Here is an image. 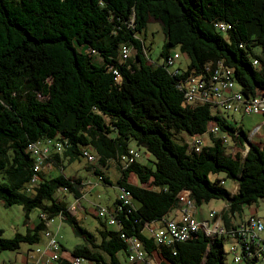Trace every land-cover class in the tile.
Wrapping results in <instances>:
<instances>
[{"label": "trees", "instance_id": "1", "mask_svg": "<svg viewBox=\"0 0 264 264\" xmlns=\"http://www.w3.org/2000/svg\"><path fill=\"white\" fill-rule=\"evenodd\" d=\"M152 21L165 38L161 62L151 61L141 37ZM175 50L187 56L186 69H171L169 59H180ZM219 66L232 71L234 90L246 100L264 93V0H0V202L21 206L27 221L39 211L38 224L25 234L7 239L0 229V253L40 245L47 221L59 219L85 241L72 256L88 264H124L131 238L143 244L148 261L227 264L225 237L233 244L241 238L232 236L236 227L227 225L224 213L230 233L224 237L201 230L166 246L145 232L147 225L169 221L184 192L196 208L222 200L232 215L264 200V143L251 141L223 116L239 113L186 99L188 79L209 78ZM212 125L218 134H209ZM207 135L210 145L204 139L200 152L190 147L193 137ZM49 142L63 151L37 170L30 145ZM131 142L145 150V159ZM82 159L99 183L130 195L128 204L117 198L107 208L115 225L95 216L104 228L100 241L58 198L82 197L87 179L66 176L63 166ZM111 163L119 174L115 182ZM51 167L60 174L49 178L44 171ZM228 180L236 183L235 193L225 188ZM254 245L244 250L243 264L263 263L264 251Z\"/></svg>", "mask_w": 264, "mask_h": 264}, {"label": "built area", "instance_id": "2", "mask_svg": "<svg viewBox=\"0 0 264 264\" xmlns=\"http://www.w3.org/2000/svg\"><path fill=\"white\" fill-rule=\"evenodd\" d=\"M221 31L228 29V26L224 23H217L215 25ZM129 51L124 50V58L127 57ZM179 55H174L170 58L168 63L173 66ZM258 65V62H254ZM232 71L223 66L219 68L209 77H195L191 76L185 83L186 99L188 103L192 105H204L208 104L212 106V109L217 112L219 108H225L228 111H235L237 113H244L247 115H264V93L246 100L240 90H234L235 84L231 79ZM216 126L209 128V134L216 135L218 130ZM204 142V136L193 137L190 141V147L196 152H200ZM30 151L37 158L38 165L37 170L44 169L43 162L52 156V154L62 153L63 145L59 142H49L44 146L38 144L30 145ZM85 157L88 161H94L95 157L90 152H85ZM51 165V164H50ZM37 178L33 179V182H37ZM118 198L124 203L128 204L130 201V195L124 188H119ZM180 218L178 220H169L162 227H156L153 224L147 225L146 235L151 237L157 242L158 245L171 246L175 242L186 241L192 235L198 231H204L208 237L218 238L224 237L230 233L225 229L220 213L211 211L209 214V222H199L195 217L194 212L198 210L194 206L193 201L189 198V193L184 192L180 196ZM73 207V206H72ZM98 216L106 218L107 222L111 225H115V221L109 215V210L105 207H98ZM43 220H46L45 215H41ZM54 220L47 221V229L43 232V236L46 239V251L48 253L47 258L35 259L32 264H56L62 259L63 247L58 237L57 232L52 229ZM264 231V221L258 217H251L242 225L236 227L233 237L241 238L235 240V243L231 247L230 254L233 255V264H243L244 262V250L248 251V244L252 245L255 242L254 247L261 248L264 251V237L261 232ZM124 237V236H123ZM129 252L124 264H160L158 259L151 261L147 260V255L144 250L143 244L135 239H128ZM243 244L246 245L245 249ZM38 253H43L40 249ZM45 255V253H43ZM259 258L262 259L264 264V256L259 253ZM69 264H88L85 258L72 256L69 259Z\"/></svg>", "mask_w": 264, "mask_h": 264}, {"label": "rangeland", "instance_id": "3", "mask_svg": "<svg viewBox=\"0 0 264 264\" xmlns=\"http://www.w3.org/2000/svg\"><path fill=\"white\" fill-rule=\"evenodd\" d=\"M144 40L145 46L147 48L148 55L152 62H161L160 56L164 45V34L162 26L157 21L150 22L143 34L141 35ZM175 52L180 54V59L176 61L175 65L171 67L172 70H176L177 68L186 69L189 60L186 55L181 54L179 50H175ZM174 52V53H175ZM97 60V59H96ZM223 116L232 122L235 126L241 127L248 135L249 139L255 143L261 141L264 143V115H244L242 113L232 114V113H224ZM235 120V121H234ZM260 127L258 130L257 128ZM258 132H257V131ZM209 136H204L206 145H210ZM130 147L133 150H136L138 153L139 160L141 161L144 156V149L139 148L135 142L130 143ZM146 157V156H145ZM144 157V159H145ZM147 158L151 161L154 160L153 156L147 154ZM64 174L66 176L79 177L83 180L87 179L93 180L89 178L88 171L85 169L89 166V164L85 160L69 162L65 160L64 163ZM116 165L111 163L108 166V174L112 181H116L119 177L118 171L116 170ZM57 168L51 167V169L45 170L46 175L49 178L55 177L60 174ZM50 175V176H49ZM131 181L133 183L137 182L135 177H132ZM88 185H93L92 187L86 188L83 192L84 196L80 200H76L75 197L71 194L68 195H59V199H63L69 207H71V211L77 213V220L81 227L85 228L89 232H91L96 239L99 241L101 237L99 235V231L104 229L100 224V221L95 218L98 214V207H106L109 208L113 206L115 202L116 195L118 193V188L116 186L104 185L99 182L89 181ZM237 187L236 183L233 181H226L225 188L233 193L234 189ZM82 191V190H81ZM65 199V200H64ZM75 204V205H74ZM73 206V207H72ZM226 206V203L222 200H213L208 204H203L199 208L198 219H206L209 216L210 211L213 210H221L222 207ZM251 207V208H250ZM243 206L241 212H237L235 215L236 224H241L243 222L248 221L252 216H258L262 221H264V200H260L257 204L252 206ZM201 211V215H200ZM38 210H33L30 212L31 219H37ZM181 214V213H180ZM255 214V215H254ZM24 209L19 205H13L10 207H6L3 202H0V229L2 230V236L4 238L10 239L15 236L17 233L25 234L27 227L26 224L29 223L25 216ZM39 215V214H38ZM35 219V220H36ZM161 223V222H158ZM52 228L55 232L58 231V237L63 246L67 248V250L72 251L74 248L79 247L81 244H85V241L81 238H78L73 233L72 229L68 224L61 223L58 219H56L52 225ZM109 230H114V226H108ZM261 235L264 237V231L261 232ZM45 241V240H44ZM44 244V243H42ZM42 246L41 244L39 245ZM233 246V241L228 239H224V251H225V262L227 264H233V255L230 254L231 247ZM13 253L9 251L1 252L0 254V262L6 261L8 264L11 263V257ZM121 258L122 254L119 255Z\"/></svg>", "mask_w": 264, "mask_h": 264}, {"label": "crops", "instance_id": "4", "mask_svg": "<svg viewBox=\"0 0 264 264\" xmlns=\"http://www.w3.org/2000/svg\"><path fill=\"white\" fill-rule=\"evenodd\" d=\"M258 130L260 129V127H258L257 128ZM257 131V130H256ZM258 132V131H257ZM262 137H264V136H262ZM259 145H261V141H259V142H257ZM88 176H89V178H92L93 180H89V181H93L94 183L97 181L98 182V179H95L94 178V176L92 175V173L91 172H88ZM88 181V182H89ZM88 182L87 183H83V184H85V186L82 188V197L84 196V193L85 192H83L86 188H88V187H92L93 185H88ZM236 190H237V187L234 189V191H233V193H235L236 192ZM118 194H119V189H118V193H117V195H116V200H117V198H118ZM81 197V198H82ZM80 198V199H81ZM116 200H115V202H114V204H113V206H110L111 208H114L115 207V203H116ZM75 205V204H74ZM250 207V206H249ZM251 208V207H250ZM199 211V208H198V210L196 211V212H194V214H195V217L198 219V212ZM211 211H216L217 213H220V215L222 214L223 215V213L225 214V216H226V218L224 219V221L227 223V225L228 226H235V227H237L238 225H241V224H236L237 223V221H236V218H235V215H232L230 212H229V210H228V207H227V205L226 206H224V207H222V209L221 210H211ZM210 211V212H211ZM38 213V212H37ZM180 213H181V211H180V209H176L175 211H173L172 213H170L169 214V216L167 217V220H178L181 216H180ZM71 214L72 215H74L75 216V218L77 219V213H74L73 211H71ZM210 214V213H209ZM200 215H201V211H200ZM255 215V214H254ZM37 216H38V214H37ZM253 217V216H252ZM256 217V216H255ZM258 217V216H257ZM259 218V217H258ZM36 219V218H35ZM35 219H31V215L29 216V219H28V222L29 223H27L26 224V227L27 228H34V226L35 225H37L38 223V218L35 220ZM59 220V219H58ZM60 221V220H59ZM198 221L199 222H209V216L206 218V219H198ZM223 221V220H222ZM224 221H223V223H224ZM61 222V221H60ZM61 223H63V224H65V222L62 220V222ZM244 223V222H243ZM212 225V223L211 222H209V225ZM154 226H156V227H162L163 226V223H155L154 224ZM53 229V228H52ZM54 230V229H53ZM57 233H58V231H57ZM45 240V241H44ZM42 243H44V244H42ZM42 243H41V247L38 245V246H22L21 247V249L20 250H18V251H16V252H12L13 253V255H12V257H11V263H13V264H32V262L35 260V259H38V258H47V256H48V253H47V251H46V239L44 238V236H43V240H42ZM82 245H84V244H81L80 246H82ZM79 246V247H80ZM62 247H63V252H62V259L59 261V262H57L56 264H68V261H69V259L72 257V252H73V250L75 249H73L72 251H69V250H67V248L65 247V246H63L62 245ZM38 249H40L43 253H45V255H43V253H38L37 252V250ZM1 254V253H0ZM125 261H126V259H125ZM124 261V262H125ZM0 264H8L6 261H1L0 262Z\"/></svg>", "mask_w": 264, "mask_h": 264}]
</instances>
